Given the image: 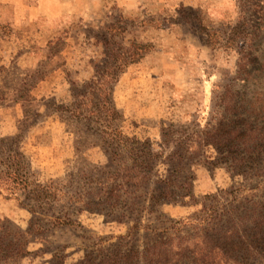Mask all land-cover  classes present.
I'll return each mask as SVG.
<instances>
[{"label":"rangeland","instance_id":"1","mask_svg":"<svg viewBox=\"0 0 264 264\" xmlns=\"http://www.w3.org/2000/svg\"><path fill=\"white\" fill-rule=\"evenodd\" d=\"M240 7V19L234 26L206 27L198 11L183 6L177 9L178 19L166 21L190 27L194 36L212 50L207 71L201 70L202 95L183 117L166 113L143 98L142 85L150 70L149 59L154 56L145 35L155 27L150 19L133 20L113 12L111 22L99 31L75 26L72 31L52 35L42 34L35 24L24 31H15L8 23L0 24V147H18L32 176L41 184L55 183L63 193L55 216L66 215L82 226L55 228L50 214L38 212L34 216L16 200L1 194L0 236L8 238L4 243L6 247L11 244L12 250H21L24 244V252L16 256L9 254L11 250L4 252L0 264H75L85 255L141 251L153 242L157 232L168 234L164 229L173 222H195L194 215L202 205L212 206L215 196L223 209H229L232 198L225 194L226 190L244 186L243 198L251 192L250 182L264 186V158L258 162V177L238 175L228 167L226 156L219 154L207 139L201 162L185 168L193 178V195L198 204H163L153 212H142L138 230H132L136 223L105 220L95 205L73 206L71 198L76 197L75 193L90 188L86 186L88 175L100 177L97 170L105 165L106 157L100 139L83 123L56 111L57 106L71 102L72 86L90 80L94 65L112 52L123 56L135 42L149 45L148 54L118 76L111 87L110 100L121 129L129 137L155 143L164 158L177 150L174 141L185 134L210 129L223 118L236 119L243 112L242 99L257 103L264 117V0H240ZM250 36L256 39L250 42ZM250 46L254 54L247 62L250 75L244 82L238 78V62ZM217 55L218 63L214 62ZM219 65L226 67L220 69L221 78L216 79ZM158 87L172 90L174 86L160 81ZM177 99H181L179 94ZM166 170L169 168L161 163L155 168L159 175ZM28 230L30 233L22 239L21 232ZM193 233L191 226L182 228L183 236Z\"/></svg>","mask_w":264,"mask_h":264},{"label":"trees","instance_id":"2","mask_svg":"<svg viewBox=\"0 0 264 264\" xmlns=\"http://www.w3.org/2000/svg\"><path fill=\"white\" fill-rule=\"evenodd\" d=\"M255 39L251 37L250 42ZM249 49L238 62V78L244 82L250 75L247 62L254 54L252 46ZM148 51L149 45L132 42L123 56L121 52L110 53L94 65L89 81L70 88L71 102L56 107L58 113L83 123L96 135L106 157L105 165L97 170L100 177L88 175L86 186L90 188L75 193L76 197L71 198L73 206L95 205L105 220L136 223L132 230H138L142 212H153L163 204H198L193 195V178L185 168L201 162L207 139L219 154L226 156L228 167L238 175L258 177V162L264 158V117L262 108H257L251 99H242L243 112L236 119H220L210 129L205 127L175 140L177 150L165 158L155 143L129 137L118 123L119 116L110 100L111 87L128 66L138 63ZM258 120L262 121L260 125ZM158 163L169 170L159 175L155 171ZM254 185L250 182L251 192L243 198L244 186L226 190L225 194L232 198L229 209H223L218 197H213L214 204L202 205L194 215L195 222H173L164 229L168 234L157 232L153 242L141 251L85 255L75 264H264V186ZM1 194L16 200L34 216L38 212L50 214L55 228H82L66 215L55 216L63 193L55 183L41 184L32 176L18 147H0ZM185 226L193 227L194 233L183 236ZM26 233L30 230L21 232L22 239ZM7 239L0 236V257L10 250L9 254L15 256L24 252V244L21 250H12L11 244L6 247Z\"/></svg>","mask_w":264,"mask_h":264},{"label":"clouds","instance_id":"3","mask_svg":"<svg viewBox=\"0 0 264 264\" xmlns=\"http://www.w3.org/2000/svg\"><path fill=\"white\" fill-rule=\"evenodd\" d=\"M181 6L198 11L206 27L234 26L241 15L240 0H0V24L8 23L15 31L35 24L42 34L52 35L72 31L75 26L99 31L111 22L113 12L133 20L150 19L155 27L145 35L154 56L149 59L150 70L142 85L143 98L166 113L183 117L202 95L201 70L207 71L212 50L190 27L166 23L179 18L177 9ZM219 60L217 55L214 62ZM224 67L219 65L215 70L216 79L221 78ZM160 81L173 89L158 87Z\"/></svg>","mask_w":264,"mask_h":264}]
</instances>
